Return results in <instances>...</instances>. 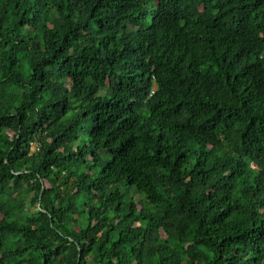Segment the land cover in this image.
<instances>
[{
  "label": "trees",
  "instance_id": "16d2710c",
  "mask_svg": "<svg viewBox=\"0 0 264 264\" xmlns=\"http://www.w3.org/2000/svg\"><path fill=\"white\" fill-rule=\"evenodd\" d=\"M0 264H264V0H0Z\"/></svg>",
  "mask_w": 264,
  "mask_h": 264
}]
</instances>
